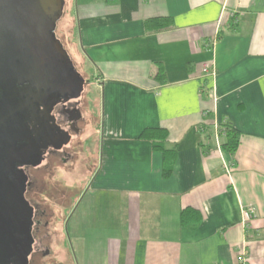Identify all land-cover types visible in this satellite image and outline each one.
Returning <instances> with one entry per match:
<instances>
[{
  "label": "crops",
  "instance_id": "crops-1",
  "mask_svg": "<svg viewBox=\"0 0 264 264\" xmlns=\"http://www.w3.org/2000/svg\"><path fill=\"white\" fill-rule=\"evenodd\" d=\"M74 15L101 93L94 177L71 227L75 263L236 264L244 246L248 264H264V0H76ZM159 17L172 27L147 34L144 21ZM227 123L241 134L233 156L217 146ZM145 128L165 129L177 150L168 179L161 154L138 139ZM183 210L199 215L194 228L180 224Z\"/></svg>",
  "mask_w": 264,
  "mask_h": 264
},
{
  "label": "flooded vegetation",
  "instance_id": "flooded-vegetation-1",
  "mask_svg": "<svg viewBox=\"0 0 264 264\" xmlns=\"http://www.w3.org/2000/svg\"><path fill=\"white\" fill-rule=\"evenodd\" d=\"M57 23L54 37L70 58L57 36ZM1 28L0 56L11 60V67L0 66V264H31L34 254L46 252L49 227L46 210L30 199L43 185L36 175L46 170L50 175L73 157L72 138L81 133L83 91L79 97L68 96L51 92L49 81L35 82L29 57L18 60L19 51L7 41L9 36L2 35L8 30ZM73 68L90 83L74 64ZM64 132L70 135V146L55 150L52 145Z\"/></svg>",
  "mask_w": 264,
  "mask_h": 264
},
{
  "label": "rangeland",
  "instance_id": "rangeland-1",
  "mask_svg": "<svg viewBox=\"0 0 264 264\" xmlns=\"http://www.w3.org/2000/svg\"><path fill=\"white\" fill-rule=\"evenodd\" d=\"M75 1L64 0L63 15L56 31L73 64L90 83L85 84L81 95L82 121L78 125L81 133L76 139L72 138L73 157L50 175L47 170L40 176L36 175L43 185H38L37 194L31 195L30 199L46 210L49 227L46 231L48 238L44 241L46 252L34 254L31 264H76L70 239L74 235L71 227L75 223V208L80 199L79 196L77 200V196L88 188L93 179L98 157L100 137L97 120L101 116V93L93 85L95 73L79 45Z\"/></svg>",
  "mask_w": 264,
  "mask_h": 264
},
{
  "label": "water",
  "instance_id": "water-1",
  "mask_svg": "<svg viewBox=\"0 0 264 264\" xmlns=\"http://www.w3.org/2000/svg\"><path fill=\"white\" fill-rule=\"evenodd\" d=\"M63 7L64 0H0V28L8 30L2 35L9 36L7 41L19 51L18 60L29 57L27 61L35 82L45 85L49 81L51 92L79 97L86 83L53 34L56 22L63 15ZM10 29L14 32L9 35ZM10 61L7 56H0V66L11 67ZM12 67L17 68L15 64ZM69 142L70 135L64 132L62 139L52 147L58 150Z\"/></svg>",
  "mask_w": 264,
  "mask_h": 264
},
{
  "label": "trees",
  "instance_id": "trees-1",
  "mask_svg": "<svg viewBox=\"0 0 264 264\" xmlns=\"http://www.w3.org/2000/svg\"><path fill=\"white\" fill-rule=\"evenodd\" d=\"M172 27V20L168 17L150 18L144 21V29L147 34L157 33ZM153 78L160 84L165 83L163 69L160 65L155 67ZM219 135L222 138L220 147L223 153L233 156L239 146L240 132L229 123L223 124ZM139 140L150 144L153 152H158L162 156L161 177L168 179L175 166L177 150L175 147L168 148V133L161 128H145L138 136ZM199 221V215L195 212L183 210L180 215V224L188 228H194Z\"/></svg>",
  "mask_w": 264,
  "mask_h": 264
},
{
  "label": "built area",
  "instance_id": "built-area-1",
  "mask_svg": "<svg viewBox=\"0 0 264 264\" xmlns=\"http://www.w3.org/2000/svg\"><path fill=\"white\" fill-rule=\"evenodd\" d=\"M215 45V41L211 42L210 43V46L213 48ZM202 72H203V77L208 79L209 81V84L211 86H207V90L209 92V95L214 98V94H213V91H214V86H213V82H214V79H215V75H216V72H215V68H214V65L212 63L210 64H205L203 66V69H202ZM202 91V89H201ZM218 146V149L222 151L221 147H220V144L217 145ZM232 169H233V164L230 163V162H223V171L225 172V174L227 175V177L229 178V180H231L230 176H231V172H232ZM242 216L244 219H249L250 215L253 214V209L252 208H245L243 209L242 211ZM236 264H248L247 262V256H246V250L243 247H241L239 249V251L237 252V257H236Z\"/></svg>",
  "mask_w": 264,
  "mask_h": 264
}]
</instances>
